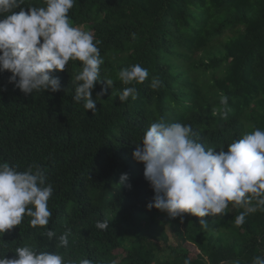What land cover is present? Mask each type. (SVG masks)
<instances>
[{"label":"trees","instance_id":"16d2710c","mask_svg":"<svg viewBox=\"0 0 264 264\" xmlns=\"http://www.w3.org/2000/svg\"><path fill=\"white\" fill-rule=\"evenodd\" d=\"M28 5L43 6V0L21 7ZM69 16L93 33L104 58L92 99L106 91L94 115L73 102L78 60L53 73L60 79L57 92L25 95L8 82L10 72H0V163L18 171L38 164L53 186L49 224L33 228L24 216L0 236L7 242L0 255L12 258L16 247L27 245L98 264H183L186 258L191 264H251L264 257V211L246 215L237 227L234 218L243 209L231 203L217 217L172 218L149 210L155 193L132 155L160 118L190 124L193 138L217 152L246 132L264 130V0H77ZM137 63L149 76L135 85V100L120 102L118 95L132 85H124L118 71ZM153 77L162 81L155 90ZM221 94L229 98L226 119L212 114ZM124 173L128 180L121 183ZM98 220L109 228L97 229ZM69 228L67 249L43 235Z\"/></svg>","mask_w":264,"mask_h":264},{"label":"clouds","instance_id":"9594fccd","mask_svg":"<svg viewBox=\"0 0 264 264\" xmlns=\"http://www.w3.org/2000/svg\"><path fill=\"white\" fill-rule=\"evenodd\" d=\"M77 0H43V6L28 5L25 0H0V72L11 73L9 83L25 95L50 90H60V79L54 72L64 71L69 61H80V70L75 74L74 103L97 112L96 100L106 90H101L92 99V90L100 80L104 58L100 54L98 41L94 42L91 31L74 26L69 11ZM19 9V11H16ZM125 87L118 95L120 102L137 96L136 84H142L149 76L147 68L133 64L118 71ZM111 87L113 81L106 80ZM159 77H153L149 87L161 86ZM228 96L221 94L219 109L213 115L226 119L231 109ZM190 124L166 122L163 118L151 123L144 131L132 155L143 163L144 178L155 195L147 204L170 217H183L187 213L204 218L224 216L229 204L243 211L234 218L240 227L248 214L264 211V130L246 132L241 138L224 147L205 148L194 139ZM42 166L30 165L25 171L7 162L0 163V236L22 223L24 216L30 217L31 227L49 224L52 212L48 207L53 186L46 183ZM128 180L127 173L121 174L120 182ZM131 188V184L128 185ZM182 222V220H181ZM199 224L207 230L205 219ZM95 227L107 230L109 222L98 220ZM71 229L57 236L48 229L43 235L48 241L55 238L56 248L67 249ZM7 242L0 240V247ZM16 256L0 255V264H98L88 258L65 260L58 251L37 250L31 246H18ZM112 264H116L113 261ZM183 264H191L186 258ZM230 264H242L240 260ZM251 264H264V257L257 255Z\"/></svg>","mask_w":264,"mask_h":264},{"label":"rangeland","instance_id":"374dc122","mask_svg":"<svg viewBox=\"0 0 264 264\" xmlns=\"http://www.w3.org/2000/svg\"><path fill=\"white\" fill-rule=\"evenodd\" d=\"M168 234H169V237H170V242H171V244L174 245L175 242H176V238H175V236H173V232L170 231L169 228H168Z\"/></svg>","mask_w":264,"mask_h":264}]
</instances>
